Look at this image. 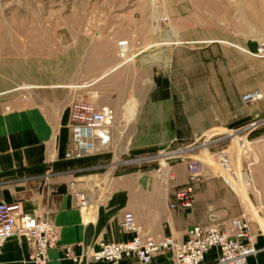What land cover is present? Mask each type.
Wrapping results in <instances>:
<instances>
[{
	"label": "crops",
	"instance_id": "crops-1",
	"mask_svg": "<svg viewBox=\"0 0 264 264\" xmlns=\"http://www.w3.org/2000/svg\"><path fill=\"white\" fill-rule=\"evenodd\" d=\"M258 2L231 0V57L236 51L251 55L260 44L253 36L258 40L264 38V2H259L258 11L252 10ZM219 7V0H146L145 6L131 10V15L122 20L131 26L133 47L148 48L142 62L145 65L118 66L111 51V36L102 34L100 39L89 38L83 51L77 41L73 50L80 62L68 61L66 67H59L58 77L28 80L37 89L25 103H11L10 112H5L0 104V204L17 202L27 213L49 211L59 243L72 246L77 253L81 244L95 246L101 241L130 240L135 234L122 227L126 213L132 214L141 236L182 242L189 227L208 224L210 209L221 219L231 215V206L242 208L215 176V170L202 167L193 205L171 209L173 190L188 180L185 162L169 168V180L155 168L114 176L108 187L97 189L93 207L87 212L77 208L70 186L72 182L75 188L90 185L94 175L89 173L109 159L106 153L80 159L67 157L71 106L77 101L84 100L99 108L106 105L118 112L123 101L139 98L143 105L130 140V150L135 155L175 138L192 140L217 126L233 127L264 113V102L246 108L237 103V96L251 92L252 88L231 90V99H227L219 87L213 92L202 86L180 93L179 116L173 114L171 80L189 72L201 76L209 58V52L205 56L203 50L208 46L213 45L210 62L220 54L218 47H214L221 30ZM162 17H168L169 22L162 24ZM189 44L197 51L189 52ZM152 95H159L158 100H153L158 105L146 103ZM131 118L127 115L128 120ZM250 231L255 235L257 253L248 264H264L261 226L250 225ZM29 249L22 235L10 237L1 251L0 264H33ZM48 256L49 264H74L64 259L58 248L50 249ZM217 256L218 250L210 249L204 264H214ZM87 264L139 263L130 259ZM150 264H175L173 253L158 255Z\"/></svg>",
	"mask_w": 264,
	"mask_h": 264
},
{
	"label": "rangeland",
	"instance_id": "rangeland-1",
	"mask_svg": "<svg viewBox=\"0 0 264 264\" xmlns=\"http://www.w3.org/2000/svg\"><path fill=\"white\" fill-rule=\"evenodd\" d=\"M262 1L264 2V0H259L260 3ZM219 2L218 13L221 30L218 42L214 44V47H218L220 54L210 62L212 57L210 51L213 45L208 46L203 50L205 56L209 52V58L205 61L204 72L201 76H198L199 74L196 72H189L183 75L185 77H176L171 80V91L174 95L172 104L175 110L173 114L176 116L179 114L180 93L202 86L213 90V92L219 87L223 92V97L227 99H231V90L241 92L244 89L252 88L249 93L259 92L262 95L263 99L255 103H244L243 95L237 96V103L241 108L252 107L264 102V53L259 52L260 47L264 48V38L258 40L253 36L252 39L260 44L251 55L247 53L248 55L244 56L236 51L233 55L234 58L231 57V0H219ZM252 2L254 3V1ZM259 2L257 5H253V12L254 10L258 11ZM145 3L146 0H0V104L3 105L4 111L10 112L13 102L25 103L31 93L35 92L37 87L28 82L31 78L58 77L61 72L59 67L61 68L63 65L66 67L68 61L79 63V55L73 50L77 41H80L77 44L80 45V51H83V44H86L89 38L93 41L100 39L99 36L102 34L109 35L111 42L114 43L111 51L117 59L118 66L145 65L142 62L148 48L133 47L134 36L131 33V26L127 22H122L128 15H131V10L145 6ZM160 22L167 24L168 17H162ZM123 33L126 34L125 37ZM189 36L195 37L194 34H189ZM121 41H126L129 46L128 52L123 55L120 54L118 48ZM190 46L192 47L191 44L188 45V47ZM191 47L189 52L198 49ZM69 51L72 52L69 53ZM22 63H27L28 66ZM158 97L159 95H152L147 98L150 101L146 103L152 102L158 105L159 102L153 101L158 100ZM140 98L142 99V97ZM190 99L189 96L188 100ZM81 104L92 105L96 111L106 110L111 118L106 154L103 153L108 155L109 159L96 171L89 173L94 175V180L99 178L95 175L113 178L124 172L147 168H155L161 174L165 173L166 179L169 180L172 176L168 173L171 166L185 162L187 167V158L180 160L177 157L181 151L185 152V150H187L185 155L188 156V160L198 161L201 164V169L208 167L214 171L216 166L213 157L218 152L224 151L229 157L230 168L234 175L229 183L219 179L243 207L231 206V215L221 219L210 209L207 225L223 226L230 219L240 218L246 221L249 231L250 225L261 226L262 229L264 215V113L246 118L233 127L217 126L192 140L175 138L164 145L155 146L145 153L135 155L130 150V140L132 126L143 105L139 98L131 97L123 101L118 112L109 106L105 105L99 108L84 100L73 103L71 109ZM127 115L132 118L128 120ZM162 151L165 154L168 153L166 154L168 157H160L159 153ZM245 176L250 179V185H246ZM199 179L194 183V196L195 184ZM46 212L51 219L49 211L37 215H44ZM137 234L139 233L137 232ZM251 234L255 239V235ZM25 240L27 241L26 238ZM27 243L30 248V260L31 244L28 241ZM98 243L95 246H87L97 247ZM81 246L83 245L81 244ZM59 247H67V245L59 243L58 234L57 245L53 248L60 250Z\"/></svg>",
	"mask_w": 264,
	"mask_h": 264
},
{
	"label": "built area",
	"instance_id": "built-area-1",
	"mask_svg": "<svg viewBox=\"0 0 264 264\" xmlns=\"http://www.w3.org/2000/svg\"><path fill=\"white\" fill-rule=\"evenodd\" d=\"M127 46L126 41L118 44L121 55L128 52ZM259 52L263 54L264 48L260 47ZM262 99L259 92L242 97L244 103H255ZM70 122V150L67 157L79 159L105 153L108 145V127L111 123L106 110L96 111L92 105L86 104L74 106L71 109ZM186 151H181L177 157L180 160L187 158L188 182L184 187L172 192L173 200L169 205L171 209L192 206L194 183L200 177L201 164L188 160ZM161 153L164 151L159 154ZM213 161L216 166V177L229 183L234 174L227 154L224 151L218 152ZM244 178L246 181L248 176ZM111 180L110 176L99 177L90 185L80 188H75L72 182L71 191L78 209L82 212L89 211L93 207L97 189L100 187L105 189ZM246 185H249V181ZM262 219L261 235L264 237V215ZM122 227L126 232L136 233L135 236L123 243L99 242L97 247L78 245V253L72 246L59 247L63 258L75 264L120 262L130 259L136 260L139 264H150L154 257L172 251L175 264H204L207 252L216 248L218 256L214 264H248L249 258L257 253L254 236L250 233L246 221L240 218L230 219L223 226L217 224L192 226L186 232V240L182 242L173 238L157 239L137 234V226L130 213L124 215ZM14 235H22L31 244L30 260L34 264H48V251L57 245L58 231L47 212L44 215L27 213L17 202L0 204V252L6 241Z\"/></svg>",
	"mask_w": 264,
	"mask_h": 264
},
{
	"label": "bare ground",
	"instance_id": "bare-ground-1",
	"mask_svg": "<svg viewBox=\"0 0 264 264\" xmlns=\"http://www.w3.org/2000/svg\"><path fill=\"white\" fill-rule=\"evenodd\" d=\"M129 50V46H127V51ZM124 57V56H123ZM163 156H167L165 153H161V156L160 157H163ZM245 179V178H244ZM250 179H246L245 183L248 182ZM95 181V180H94ZM250 182V181H249ZM250 185V184H249ZM263 221V219H262Z\"/></svg>",
	"mask_w": 264,
	"mask_h": 264
}]
</instances>
